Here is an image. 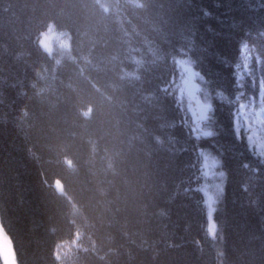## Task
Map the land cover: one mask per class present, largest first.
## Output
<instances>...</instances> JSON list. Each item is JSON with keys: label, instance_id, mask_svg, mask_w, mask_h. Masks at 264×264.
I'll list each match as a JSON object with an SVG mask.
<instances>
[{"label": "trees", "instance_id": "1", "mask_svg": "<svg viewBox=\"0 0 264 264\" xmlns=\"http://www.w3.org/2000/svg\"><path fill=\"white\" fill-rule=\"evenodd\" d=\"M49 24L62 50L39 44ZM244 42L258 82L264 0H0V226L16 263L264 264V158L233 123L259 99L250 78L237 87ZM204 154L225 173L214 235Z\"/></svg>", "mask_w": 264, "mask_h": 264}, {"label": "snow or ice", "instance_id": "2", "mask_svg": "<svg viewBox=\"0 0 264 264\" xmlns=\"http://www.w3.org/2000/svg\"><path fill=\"white\" fill-rule=\"evenodd\" d=\"M205 15H209V13L205 12ZM241 53H242V60H243V71H241V65L238 64L236 66L237 69V87L243 88L244 80L246 77L250 78L251 86L255 88L257 83L259 85V98L261 105L264 106V77H261L257 82V74L256 71L252 70L251 60L252 57L249 54V47L246 42L242 43L241 45ZM259 64V59L257 60ZM186 71L189 73L190 78H194L197 74L192 71L191 62H186ZM243 91H241V95ZM212 135L211 132H205L204 137L208 138ZM254 155L258 158H264V141L254 146ZM221 167L220 162L215 157H204V164L201 168L202 178L204 183L201 187L197 188L196 190L203 194L204 200L203 204L207 209V216H208V230L211 234H215L216 224L213 220V213L216 210L217 202L223 195V188H224V179L225 173L218 169ZM12 255V247L11 243L6 235L0 232V259H3L5 262L8 258Z\"/></svg>", "mask_w": 264, "mask_h": 264}, {"label": "rangeland", "instance_id": "3", "mask_svg": "<svg viewBox=\"0 0 264 264\" xmlns=\"http://www.w3.org/2000/svg\"><path fill=\"white\" fill-rule=\"evenodd\" d=\"M51 25L52 24H49L48 27L39 36V44L43 49H45L48 52H52L55 49H61L63 47V42H59L60 38H58L60 32H58L57 29L54 26L52 27ZM67 47H68V40H67ZM177 64L179 66L180 72L183 73L181 78L188 79V81H190L191 83L190 85L192 89L187 93L188 96L187 100L192 103H198V105H200L203 100H201L200 96L198 95V92L202 85L199 79L200 75L198 71L195 69V67L191 65L192 71L197 75L194 78H190L189 73L186 71V62L179 60L177 61ZM185 91L187 92V90ZM238 107H239L238 112L235 115V121H234L235 131L238 132L241 129V125H245L249 131V138L250 140L253 141L254 145H257L262 141H264V106L262 108H259V106L255 105L254 107L250 103H241ZM205 156L208 155H203L202 156L203 158H201L200 161L202 166L204 164ZM218 171H220V169H218ZM206 213H207V209H206ZM0 232H2L4 235L7 236V234L4 232L1 226H0ZM0 260L2 264H17L15 260L13 248H12V255L8 258L6 262L3 259Z\"/></svg>", "mask_w": 264, "mask_h": 264}, {"label": "bare ground", "instance_id": "4", "mask_svg": "<svg viewBox=\"0 0 264 264\" xmlns=\"http://www.w3.org/2000/svg\"><path fill=\"white\" fill-rule=\"evenodd\" d=\"M249 54H250V51H249ZM238 62L236 61L234 65H236ZM240 64H243V60H242V53L240 51ZM16 114V113H14ZM235 121V120H234ZM234 123V122H233Z\"/></svg>", "mask_w": 264, "mask_h": 264}]
</instances>
